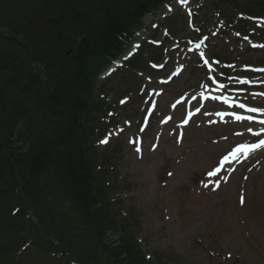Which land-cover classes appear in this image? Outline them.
Listing matches in <instances>:
<instances>
[{
  "label": "trees",
  "instance_id": "16d2710c",
  "mask_svg": "<svg viewBox=\"0 0 264 264\" xmlns=\"http://www.w3.org/2000/svg\"><path fill=\"white\" fill-rule=\"evenodd\" d=\"M157 1L0 0V76L4 75L0 84V198L15 178L28 198L41 195V178L53 173L95 231L94 237L84 236L79 242L82 237L76 230L59 223L52 227L60 238L68 237L66 248L78 259L91 252L97 262L105 256L108 264H150L130 239L118 249L102 244L105 233L120 223L107 208V194L97 186L87 161L90 129L85 122L90 117L91 80L110 57L123 51L140 16ZM49 13L52 18L47 21L44 15ZM140 60L130 66L135 68ZM34 63L45 69L47 85L41 86L33 74ZM30 91L35 111H42L43 116L32 122L37 117L33 114L26 121L28 147L22 151L13 138L23 114L31 115L24 103ZM44 232L48 234L46 228ZM33 238L37 244L46 239ZM43 247L51 251L53 243L48 240ZM94 260L90 257V264H97Z\"/></svg>",
  "mask_w": 264,
  "mask_h": 264
},
{
  "label": "rangeland",
  "instance_id": "374dc122",
  "mask_svg": "<svg viewBox=\"0 0 264 264\" xmlns=\"http://www.w3.org/2000/svg\"><path fill=\"white\" fill-rule=\"evenodd\" d=\"M179 21L182 23L179 38L195 36L184 19ZM145 25H150L148 19ZM211 41L216 43L217 52L237 57L236 47L228 40ZM173 42L176 45L182 43ZM246 44L238 46L243 53L239 58L241 65L263 62L264 51H248ZM176 45L171 62L175 65L180 59L186 70L164 98L159 99L162 103L167 101L169 91L181 94L192 87L196 90L198 84H207V78L210 79L199 57L192 55L186 59L177 56L183 52V46L179 48ZM243 69L242 66L240 70ZM136 117H132L135 132L138 125L134 122ZM201 124V121H196L187 131L190 134L181 148L175 145L174 140H167L168 135L162 139L155 153H150L148 147L141 161L126 143L130 130L125 128L119 139L121 145H117L113 157L135 187L123 195V201L128 208L132 202L130 197L135 198L141 222L139 238L142 248L152 256L154 263L156 258H160L162 264H264V156L253 161L256 165L246 167L243 172L238 170L227 182L221 183L219 179L220 189H217L203 177L205 170L214 163L207 159L208 154L212 152L214 156L217 150V145L210 139L213 136L231 139V131L223 127L211 131L196 129ZM121 126L125 127L124 121ZM144 164L151 166L144 168ZM166 173L171 178L166 177ZM161 179L166 186L158 182ZM243 192L246 200L242 203L240 196ZM164 208H167L165 214L162 212ZM172 248L177 254L175 259L166 255ZM179 255L184 260L179 261Z\"/></svg>",
  "mask_w": 264,
  "mask_h": 264
}]
</instances>
